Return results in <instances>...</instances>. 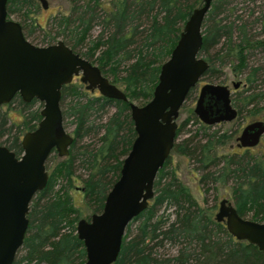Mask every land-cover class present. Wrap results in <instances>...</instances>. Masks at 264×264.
<instances>
[{"label":"trees","instance_id":"obj_1","mask_svg":"<svg viewBox=\"0 0 264 264\" xmlns=\"http://www.w3.org/2000/svg\"><path fill=\"white\" fill-rule=\"evenodd\" d=\"M233 1L211 0L201 25L199 55L208 63L204 76L219 74L225 65L236 76L247 71L245 86L233 91L230 98L237 115L245 110L255 116L264 110V66L248 64L247 58L255 49L264 50V36L257 37L254 32L255 24L259 25L257 34L264 32V11L252 17L254 10L248 9L241 18ZM63 2L65 7L46 22L43 44L62 40L94 63L106 78L110 76V82H119L128 101L142 104L150 98L159 66L168 57L185 19L202 0ZM36 8V0L6 2L7 14L18 16L26 38L39 25ZM35 102H23L14 95L3 104L4 109L0 105V144L16 154L21 151L22 134L33 129L40 118V106L33 107ZM59 107L63 126H72L73 141L68 154L47 172L45 186L29 202L22 253L12 264L83 263V245L75 234L81 210L68 192L77 177L75 168L86 173L78 177L83 204L90 214L99 212L135 135L127 102L95 91L88 94L78 82L61 86ZM108 108L113 109L109 114ZM10 112H16L20 120ZM189 121L197 124L196 129L174 142L171 151L190 161L203 192L228 184L237 214L264 221V155L250 148L218 153L230 133L210 129L211 125L199 122L191 111L178 124L177 137L188 132L185 125ZM85 137L94 141L74 148L75 142ZM214 208L198 204L176 177L169 158L165 159L154 179L152 198L127 224L112 264H264V250L232 237L222 222L213 219ZM166 244L175 247L173 254H165Z\"/></svg>","mask_w":264,"mask_h":264},{"label":"water","instance_id":"obj_2","mask_svg":"<svg viewBox=\"0 0 264 264\" xmlns=\"http://www.w3.org/2000/svg\"><path fill=\"white\" fill-rule=\"evenodd\" d=\"M36 1L42 9L47 8V0ZM6 2L0 0V105L18 95L23 102L35 99L41 108L35 127L20 138L19 154L0 144V264H12L22 245L29 202L47 181L44 163L48 154L51 150L59 157L68 154L73 137L63 126L59 99L61 86L74 76H79L87 90L127 102L135 134L101 210L87 219L79 218L75 224V234L84 249L82 264H112L127 224L152 198L157 171L177 138L178 110L208 68L199 49L201 25L211 0H202L191 10L168 57L159 66L150 98L140 105L128 101L123 90L94 63L62 40L48 45L30 42L20 23L8 17ZM239 82L231 83L232 90ZM231 93L226 84L203 82L197 86L192 114L205 125L233 120L237 111ZM263 133L264 121L252 120L241 127L235 144L251 148ZM213 219L222 222L236 240L264 250V221L238 215L226 198L218 201Z\"/></svg>","mask_w":264,"mask_h":264},{"label":"rangeland","instance_id":"obj_3","mask_svg":"<svg viewBox=\"0 0 264 264\" xmlns=\"http://www.w3.org/2000/svg\"><path fill=\"white\" fill-rule=\"evenodd\" d=\"M233 4L236 6L235 13H237L241 18L246 17V13L248 9L254 10L252 17L258 16L264 11V8H263L264 0H234ZM65 5L66 4H64L63 0H47V8L42 9L38 3V8H36V10L34 11V15L39 25L36 28H34L33 34L28 36L27 39L33 44L45 45L43 44L44 42L41 40V37H42L43 29L46 26V22L48 18L51 17L53 14H55L58 10L60 9L62 10L65 7ZM8 17L19 22V18L16 14H9ZM254 26H255L254 32L258 33L259 25L255 24ZM27 27L33 28L30 25H27ZM95 30L96 29H94V31ZM257 33H256L257 37L264 36V32L259 33V34ZM247 61H248V64H252L254 66L255 65L264 66V50H260V49L253 50L251 55L248 56ZM214 67L217 69L216 63L214 64ZM221 70L222 71L219 74L212 75V76H203L199 80L197 86H199L205 81H208V82L226 84L230 88V90H232L231 83L236 82L238 80L240 82H239V85L237 86V89L235 90H241L245 86L244 76L247 71H243V73L236 76L234 73L231 72L228 65L223 66ZM107 77L108 79H110V76H107ZM76 80L77 79L73 78L74 82H76ZM115 85L118 88L123 89V86L119 82H115ZM197 86L193 88L191 95L184 100L182 106L178 110V117L176 119L177 125L183 120V118H185L188 115L189 111H191L192 113V107L194 105V100H195V96L197 92ZM85 91L88 94L94 91L97 92L96 90H93V91L85 90ZM132 102L135 104H138V102L134 100ZM1 106H2V109L5 108L4 105H1ZM38 106H40L41 108V103L39 104V102L37 101L34 103L33 107H38ZM112 110H113L112 108H108L106 110L107 114L112 112ZM10 116L15 118L16 120H20L21 118L19 115H17L16 112L14 113L10 112ZM258 119L264 121V110L258 111L255 114V116H249L246 113V111L243 110L240 112V114H238L233 120L229 122H221L218 124L211 125L210 129L220 130L219 132L226 131L230 133L231 135V138L227 142H225L224 144H221L217 148V152L218 153H230L232 151L240 150V147L236 146L234 138L238 135L241 127L244 124L252 120H258ZM196 127H197V124L193 123L192 121H189L188 124L185 125V129H187L188 132L178 135L175 142L180 140L184 136H186V134L193 133ZM64 128L72 135L71 125L64 126ZM93 141H94L93 138L85 137L81 141L75 142L74 148L79 147L83 144L93 142ZM250 149L254 153H257V154L259 153V154L264 155V133L260 137V141L258 142V144L251 147ZM48 158L49 159L45 166L47 172L51 170L55 161H57V159L62 158V157L57 156L55 152H51ZM168 158L170 160L171 166H173L175 170L176 177L182 184H184L188 188L190 194L195 198L198 204L205 205V206L215 205L213 213L217 209L218 201L222 198H226L232 204L230 188L228 184L218 185L215 190L209 189L207 192H203L202 187L198 184L196 180L197 173L192 171V165L190 164L189 160H187L186 158L182 156L175 154L173 151H170ZM74 174L77 177H74V180L68 192L71 194L72 199L74 200V204L80 207L81 218H85L86 216L90 215V211H89V208H87V206L83 204V198L80 192L81 180L78 177L83 178L86 176V173L80 167H76ZM244 217L249 218L250 214H247ZM164 247H165V250H164L165 254H173L175 252L174 246L166 244ZM21 253H22V250L21 248H19L15 254L14 259L18 258ZM39 264H43V263H39Z\"/></svg>","mask_w":264,"mask_h":264},{"label":"flooded vegetation","instance_id":"obj_4","mask_svg":"<svg viewBox=\"0 0 264 264\" xmlns=\"http://www.w3.org/2000/svg\"><path fill=\"white\" fill-rule=\"evenodd\" d=\"M73 78L77 79V80H76V82H78V83L82 84V83L79 81V79H78V78H79V76H76V77L74 76V77H72V79H71V81H70V82H74V81H73ZM82 86L84 87V84H82ZM84 89H85V87H84ZM85 90H87V89H85ZM94 90H95V89H94ZM89 91H91V90H89ZM92 91H93V90H92ZM231 91L233 92V91H234V89H233V90H231ZM230 97H231V95H230ZM2 105H3V104H2ZM242 148H244V147H242ZM54 152H55V151H54ZM48 155H49V154H48ZM62 157H64V156H62Z\"/></svg>","mask_w":264,"mask_h":264}]
</instances>
